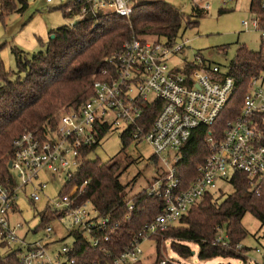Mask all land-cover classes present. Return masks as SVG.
Returning <instances> with one entry per match:
<instances>
[{"label": "built area", "instance_id": "built-area-1", "mask_svg": "<svg viewBox=\"0 0 264 264\" xmlns=\"http://www.w3.org/2000/svg\"><path fill=\"white\" fill-rule=\"evenodd\" d=\"M136 4L135 0H69L63 9L67 16L76 18L68 25L73 26L108 15L128 19ZM261 8L264 10V3ZM200 9L207 10L208 6ZM249 12L250 24L260 33L264 50V14ZM242 25L246 28L248 22ZM188 44L184 38L170 45L133 37L106 59L105 67L92 81L91 96L83 104L60 108L53 116L52 127L46 122L42 138L24 131L13 141L8 162L9 170L16 173L15 185L9 188L0 184V253L4 248L16 252L19 264H74L70 245H61L59 252L51 249L56 235L52 225L56 222L64 226L67 236L82 233L93 247L102 239L107 241L108 219L98 216L89 202L78 203L77 195L87 182L74 185L65 195L47 199L44 209L36 212L40 222L33 230L25 228L16 209L19 192L28 186H35L28 202L41 200L38 191L46 188V175H62L65 185L78 172L83 154L88 152L89 158L102 126L118 134L128 133L132 142L146 143L152 150L151 163L159 161L164 173L148 190L160 199V214L119 255L94 264L142 262L144 241L176 226L205 196L223 191L221 185H229L235 173L245 176L255 194L264 192V71L249 81L238 113L225 123L221 137L217 129L205 137L209 154L197 166L195 178L182 188L176 171L179 149L197 128L213 125L234 90L227 72L222 73L218 65L206 62L200 54L182 58L180 66L171 67V60L184 55ZM150 106L157 113L148 123L143 112ZM175 151V155H169ZM132 209L129 204L128 210ZM51 216L53 219L40 227ZM29 234L38 239L28 242ZM215 243L229 245L222 231ZM241 248V244L236 246L237 250ZM255 253L261 259L255 260L256 264H264V250L255 249ZM159 264L178 263L167 255Z\"/></svg>", "mask_w": 264, "mask_h": 264}, {"label": "trees", "instance_id": "trees-1", "mask_svg": "<svg viewBox=\"0 0 264 264\" xmlns=\"http://www.w3.org/2000/svg\"><path fill=\"white\" fill-rule=\"evenodd\" d=\"M262 3L264 0H250V11L263 15ZM26 8L25 0H0V16L14 11L21 13ZM204 11L192 7L191 14L186 16L164 0H150L136 4L128 19L108 15L52 30L45 51L30 58L19 50H12L16 71L3 72L0 64V184L9 188L15 185V178L7 168L13 141L24 131L42 138L46 122L52 127L53 116L60 108L83 104L91 96L92 81L105 67L106 59L119 51L124 43L134 37L171 45L183 38L180 33L198 25L197 20ZM262 71V44L259 52L245 47L237 49L226 73L234 82V90L226 106L213 125L197 128L179 149L176 171L182 188L195 178L197 166L209 154L205 137L212 129H217L221 137L225 123L237 115L249 81ZM156 113L154 107H145L143 117L149 123ZM110 131L109 126L100 127L97 142L90 153ZM119 138L123 149L132 142L126 132H121ZM87 154H83L78 172L62 186L57 196L67 194L76 184L87 182L77 195L78 203L89 202L98 216L108 219V239H102L98 246L93 247L82 233H70L67 237L71 239L74 264L111 260L161 212V201L148 193L149 186L130 197L131 186L123 185L119 180L126 169H121L116 160L101 163L98 159L86 158ZM229 186L232 187L231 193L215 200L212 195L205 196L176 226L151 236L157 252L151 264H159L166 242L170 251L183 260L192 256L193 251L188 246L191 244L198 249L200 261L223 257L246 262L245 254L249 249L244 246L236 249L247 236L241 221L250 214L264 228V192L255 194L250 190L241 173L234 174ZM47 199L50 198L45 197V202ZM129 204L133 206L132 210H128ZM52 219V216L47 217L40 227ZM222 229L228 246L215 243ZM0 264H19L16 252L4 248L0 253Z\"/></svg>", "mask_w": 264, "mask_h": 264}, {"label": "rangeland", "instance_id": "rangeland-1", "mask_svg": "<svg viewBox=\"0 0 264 264\" xmlns=\"http://www.w3.org/2000/svg\"><path fill=\"white\" fill-rule=\"evenodd\" d=\"M150 0H135L139 4ZM180 9L184 15L191 14L194 6L205 7L203 16L197 20L195 28L187 29L180 33L184 39L189 40L187 51L173 58L171 67L177 68L182 58H192V55L200 54L203 60L216 64L222 73H226L230 62L234 59L239 47H245L249 51L259 52L261 50L260 33L251 26V13L249 12L250 0H164ZM27 8L18 13L16 11L0 16V64L3 72H15L16 63L12 50L22 52L24 56L30 58L38 52H44L45 44L49 38V32L68 26L76 21L75 17L65 14L63 7L69 0H52L46 3L45 0H25ZM17 9L19 5L16 3ZM248 22L247 27H243L242 22ZM152 40V39H148ZM264 52V50H263ZM187 58V59H188ZM152 150L146 143L131 142L124 149L121 147L119 134L111 130L100 142V145L90 154L89 159H98L101 163L109 160H116L121 169H126L119 178L121 184H129L130 197L137 195L142 190L153 184L155 179L162 177L164 168L158 161L152 164L150 160ZM172 152L169 155H175ZM168 157L167 154H165ZM15 177L16 173L10 170ZM52 179V181H51ZM47 188L38 191L41 201L35 204L28 202V196L35 186H28L19 192L20 198L17 200L16 209L20 213L18 219L25 224V228L30 230L39 226L40 219L36 214L45 207V197L54 199L60 192L64 178L62 175H54L53 178L46 175L44 178ZM220 193L212 195L213 199L224 197L232 192V187L222 184ZM242 227L247 232L246 238L241 243L249 250L245 254L247 260L234 258H214L207 261H200L197 257L198 249L189 244V248L194 252L189 259L183 260L174 255L168 242L161 250V260L167 255L171 256L178 264H256L261 262L260 256L255 253V249L264 250V228L250 214H246L241 221ZM55 229V243L51 249L59 252L61 245L71 244V239L67 237L64 226L60 223H53ZM224 229V228H223ZM222 229V233L224 230ZM24 232H21L23 234ZM20 234V235H21ZM35 234L27 236L28 242L37 240ZM144 255L142 262L151 264L156 259L155 241L148 240L142 244ZM256 260V262H255Z\"/></svg>", "mask_w": 264, "mask_h": 264}, {"label": "water", "instance_id": "water-1", "mask_svg": "<svg viewBox=\"0 0 264 264\" xmlns=\"http://www.w3.org/2000/svg\"><path fill=\"white\" fill-rule=\"evenodd\" d=\"M51 38H52V37H51ZM7 168H8V169L11 168V164H10V162H8V164H7ZM192 255H194V252H192Z\"/></svg>", "mask_w": 264, "mask_h": 264}]
</instances>
